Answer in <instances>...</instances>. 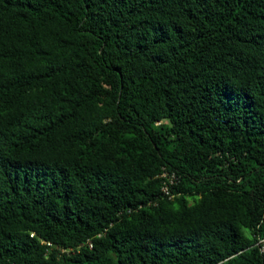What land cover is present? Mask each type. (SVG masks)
Masks as SVG:
<instances>
[{"label": "trees", "instance_id": "trees-1", "mask_svg": "<svg viewBox=\"0 0 264 264\" xmlns=\"http://www.w3.org/2000/svg\"><path fill=\"white\" fill-rule=\"evenodd\" d=\"M0 264H264V0H0Z\"/></svg>", "mask_w": 264, "mask_h": 264}, {"label": "built area", "instance_id": "built-area-1", "mask_svg": "<svg viewBox=\"0 0 264 264\" xmlns=\"http://www.w3.org/2000/svg\"><path fill=\"white\" fill-rule=\"evenodd\" d=\"M162 189H163L164 191H167V185L164 184V185L162 186Z\"/></svg>", "mask_w": 264, "mask_h": 264}]
</instances>
